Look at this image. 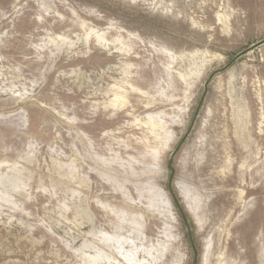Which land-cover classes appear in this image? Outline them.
<instances>
[{
	"label": "rangeland",
	"instance_id": "1",
	"mask_svg": "<svg viewBox=\"0 0 264 264\" xmlns=\"http://www.w3.org/2000/svg\"><path fill=\"white\" fill-rule=\"evenodd\" d=\"M263 39L264 0H0V264H264Z\"/></svg>",
	"mask_w": 264,
	"mask_h": 264
},
{
	"label": "water",
	"instance_id": "2",
	"mask_svg": "<svg viewBox=\"0 0 264 264\" xmlns=\"http://www.w3.org/2000/svg\"><path fill=\"white\" fill-rule=\"evenodd\" d=\"M264 42V39L263 40H261V41H258V42H256V43H254V44H252L251 46H250V48H254V47H256V46H258L259 44H261V43H263ZM247 50V49H246ZM246 50H242L241 52H239L234 58H236V57H238L239 55H241L243 52H245Z\"/></svg>",
	"mask_w": 264,
	"mask_h": 264
}]
</instances>
